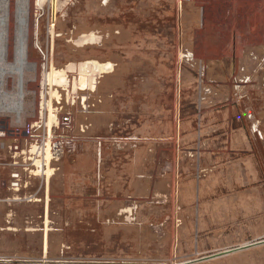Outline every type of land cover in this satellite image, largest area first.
<instances>
[{
    "label": "rangeland",
    "instance_id": "rangeland-1",
    "mask_svg": "<svg viewBox=\"0 0 264 264\" xmlns=\"http://www.w3.org/2000/svg\"><path fill=\"white\" fill-rule=\"evenodd\" d=\"M28 22L34 70L17 91L8 39L0 129L51 72L79 148L37 200L1 189L0 257L264 264V0H30Z\"/></svg>",
    "mask_w": 264,
    "mask_h": 264
},
{
    "label": "built area",
    "instance_id": "built-area-1",
    "mask_svg": "<svg viewBox=\"0 0 264 264\" xmlns=\"http://www.w3.org/2000/svg\"><path fill=\"white\" fill-rule=\"evenodd\" d=\"M186 57L189 55L186 54ZM54 87L47 82H42L39 90L35 92L34 108L29 107L19 119H16L15 113L11 111L4 112V118L8 123L7 128L0 129V152H5V155L0 154V165L9 169V175L5 183H0V192L1 189L7 188L13 193V197H8L7 201L37 200L42 192L43 183L47 184L49 181L48 171L52 169L54 163L65 155L77 152L79 148L78 139L73 132V111L70 106L63 108L57 106L56 101L59 97L54 94ZM30 93L33 94V91ZM24 98L25 95L23 97L25 103ZM83 108H88L85 102H83ZM32 176L41 181L33 190L31 189L32 180H30ZM12 262L14 261L0 257V264ZM19 264L120 263L66 251L56 257L45 253L36 259L24 260Z\"/></svg>",
    "mask_w": 264,
    "mask_h": 264
},
{
    "label": "bare ground",
    "instance_id": "bare-ground-1",
    "mask_svg": "<svg viewBox=\"0 0 264 264\" xmlns=\"http://www.w3.org/2000/svg\"><path fill=\"white\" fill-rule=\"evenodd\" d=\"M29 9H30V0H0V60H2L5 66H7V64L5 63L6 61L5 58H6L7 41L9 39L12 41L16 53V57H15L16 60L15 63L12 64V66L21 67L24 72L23 74L24 76L19 77L20 81L18 82L17 91L21 90L27 81L26 71L34 70V66H35V64L29 63L27 60L29 48L31 45V41L29 37V27H28ZM93 37H94L93 35L90 36L91 41L93 40ZM92 65H94L93 67L95 71H97V73L99 74L100 71L102 70V66L100 65V63L94 62L93 64L92 62ZM31 78H33V73ZM45 80H46L45 82L50 83V80H52L51 72L45 75ZM73 92H75V90ZM23 107L24 109L21 112V116L25 111V103H23ZM13 113H15L17 117L16 119L20 118V116L18 117V114L16 112Z\"/></svg>",
    "mask_w": 264,
    "mask_h": 264
},
{
    "label": "crops",
    "instance_id": "crops-1",
    "mask_svg": "<svg viewBox=\"0 0 264 264\" xmlns=\"http://www.w3.org/2000/svg\"><path fill=\"white\" fill-rule=\"evenodd\" d=\"M100 65L102 66V70L100 71L99 75H101L102 73H107L110 72L111 69H113V64L112 63H100ZM88 100V99H87ZM86 100V102H87ZM85 102V100H84ZM85 256L88 257H97V258H103V259H107V260H111V261H115L118 262L119 260H121V255L119 256V254H100V255H94V254H86Z\"/></svg>",
    "mask_w": 264,
    "mask_h": 264
}]
</instances>
